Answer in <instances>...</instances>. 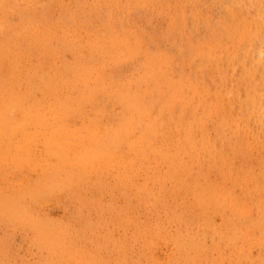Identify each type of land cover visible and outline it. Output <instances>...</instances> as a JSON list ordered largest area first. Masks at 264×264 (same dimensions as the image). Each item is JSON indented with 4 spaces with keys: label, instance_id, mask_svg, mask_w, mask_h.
Listing matches in <instances>:
<instances>
[{
    "label": "rangeland",
    "instance_id": "374dc122",
    "mask_svg": "<svg viewBox=\"0 0 264 264\" xmlns=\"http://www.w3.org/2000/svg\"><path fill=\"white\" fill-rule=\"evenodd\" d=\"M8 1L12 8L0 4L9 10L0 13V93L5 88L6 97V86L21 87L29 95L25 101L42 102L41 126L61 120L63 133L52 140L63 142L57 157L64 166L54 167L59 163L52 146L38 141L33 123L1 139L6 144L36 137L32 164L6 173L0 159V191L23 193L4 198L6 192H0V264H264V0L254 5L253 0H125L113 13V27L98 17L102 12L95 14L98 0H71L53 17L78 7L79 17L88 19L57 23L51 31L44 20L50 0ZM98 5L104 8V1ZM192 14L202 21L195 30ZM165 20L172 24L169 33ZM65 34L71 46L58 53L53 48ZM178 40L186 43L184 51H176ZM136 42V56L120 57ZM156 49L166 52L169 62H160ZM142 65H152L148 71L159 75H146ZM20 66L19 78L25 82L36 74L40 83L20 86L16 75H6ZM46 80L59 89L49 99L53 105L47 102ZM120 83L142 91L151 107L148 117H132L129 104L117 99ZM85 93L94 100L79 101ZM182 95L185 109H176L171 100ZM66 104H81V112L63 114L58 108ZM22 110L15 108L17 120ZM82 130L85 136H75ZM102 141L107 147L96 145ZM0 154H5L1 146ZM29 184L42 187V198L30 193ZM12 199L18 205L13 210L7 208ZM218 216L225 220L217 223L223 233L210 239L199 223Z\"/></svg>",
    "mask_w": 264,
    "mask_h": 264
},
{
    "label": "bare ground",
    "instance_id": "6f19581e",
    "mask_svg": "<svg viewBox=\"0 0 264 264\" xmlns=\"http://www.w3.org/2000/svg\"><path fill=\"white\" fill-rule=\"evenodd\" d=\"M11 1V0H10ZM14 1V0H13ZM28 1V0H27ZM40 1V0H39ZM99 1L100 0H98V2L96 3V5L95 4H93V5H95L96 6V9L98 8L99 10L98 11H96L95 12V14L96 13H101L102 12V16H98V17H100V18H102V19H105L106 18V20H107V23H108V25L110 26V27H113L114 25H115V23H114V15H113V13L115 12L116 13V11L121 7V5L124 3V4H126L125 3V0H119L118 2H116V1H114V0H103L104 1V8H100L99 7ZM151 1V0H150ZM165 1H167V0H165ZM169 2V4L171 3V1L170 0H168ZM178 1H180V0H178ZM187 1V0H186ZM12 2V1H11ZM15 2V1H14ZM43 2V1H42ZM47 2V1H46ZM154 2V1H153ZM157 2H159V1H157ZM183 2H184V0H183ZM229 2V1H228ZM230 2H232V1H230ZM240 2H241V0H240ZM252 2V1H251ZM258 2V1H257ZM2 3H7V4H9L10 6L9 7H11V4H10V2L8 1V0H0V4H2ZM18 3V2H17ZM50 3H51V5H50ZM50 3H49V8L47 9L48 11L46 12V17H45V19L44 20H48V31H51L52 29H54L55 27V25L57 24V23H60V24H67V23H69L71 20L72 21H74V22H77L78 21V19L81 21V22H84L83 20L84 19H88L87 18V16L85 17V18H80L79 16L81 15V11H82V8H78V7H74L75 9H73L72 10V13H70L68 16H57V18H54L53 16H55V11L56 10H59V9H61V8H64L65 6L67 7V8H69V6H71V0H50ZM103 3V2H102ZM128 3V2H127ZM130 3H131V1H130ZM135 3V2H134ZM133 3V4H134ZM139 3V2H138ZM156 3V2H155ZM161 3V2H160ZM166 3V2H165ZM185 3H187V2H185ZM235 3V2H234ZM46 4V3H45ZM73 4V3H72ZM100 4H101V2H100ZM136 4V3H135ZM150 4V3H149ZM157 4H159V3H157ZM162 4V3H161ZM196 4V3H195ZM223 4V3H222ZM225 4V3H224ZM223 4V5H224ZM227 4V3H226ZM260 4V3H259ZM263 5H264V3H262ZM17 5H19V4H17ZM185 5V4H184ZM187 5V4H186ZM186 5L184 6L185 7V9L187 8L186 7ZM227 5H231V3H229V4H227ZM241 5V4H240ZM253 5H254V0H253ZM252 5V6H253ZM20 6V5H19ZM32 6V5H31ZM42 6V5H41ZM78 6V5H77ZM149 6V5H148ZM157 6V5H156ZM164 6V5H163ZM163 6H162V8H163ZM167 6V5H166ZM170 6V5H169ZM221 6V5H220ZM235 6H237V5H235ZM14 7V6H13ZM29 7H30V5H29ZM44 7V6H43ZM48 7V6H47ZM79 7H81V4H80V6ZM151 7V6H150ZM160 7V6H159ZM171 7V6H170ZM169 7V8H170ZM198 7V6H197ZM223 7V6H222ZM229 6H227V8H228ZM238 7V6H237ZM236 7V8H237ZM245 7V9H246V6H244ZM262 7V6H261ZM264 7V6H263ZM12 8V7H11ZM23 8H25V7H23ZM27 8V7H26ZM25 8V9H26ZM34 8V7H33ZM122 8V7H121ZM139 8V7H138ZM138 8H136V9H138ZM142 8V7H141ZM149 8V7H148ZM171 8H173V7H171ZM30 9H32V8H30ZM29 9V10H30ZM41 9V8H40ZM123 9V8H122ZM152 9V8H151ZM160 9V8H159ZM191 9H192V7H191ZM195 9H196V7H195ZM258 9V8H257ZM260 9V8H259ZM20 10V9H19ZM34 10V9H33ZM68 10V9H67ZM154 10H156V9H154ZM154 10H153V13H154ZM158 10V9H157ZM165 10V9H164ZM167 10H169V9H167ZM171 11H172V9H170ZM174 10V9H173ZM222 10V9H221ZM243 10V9H242ZM248 10V9H247ZM9 10H7V9H2V8H0V13H2V15H5L7 12H8ZM40 11V10H39ZM95 11V10H94ZM124 11V10H123ZM137 11V10H136ZM161 11H163V10H161ZM182 11V10H181ZM43 12V11H42ZM60 12V11H59ZM157 12V11H156ZM167 12H169V11H167ZM189 12V11H188ZM195 12H196V10H195ZM241 12H243V11H241ZM244 12H245V10H244ZM258 12V11H257ZM125 13H128L127 11L125 12ZM152 13V14H153ZM163 13V12H162ZM179 13V12H178ZM181 13V12H180ZM190 13H191V11H190ZM189 13V14H190ZM248 13V12H247ZM57 14V13H56ZM91 14V13H90ZM117 14H118V12H117ZM124 14V13H123ZM156 14V13H155ZM188 14V13H187ZM229 14V13H228ZM236 14V13H235ZM252 14V13H251ZM66 15V14H65ZM157 16H158V14H156ZM156 15H154V16H156ZM162 15V14H161ZM163 15H165V14H163ZM167 16H168V14H166ZM180 15V14H179ZM237 15V14H236ZM247 15V14H246ZM261 15V14H260ZM8 16V15H7ZM42 16V15H41ZM96 16V15H95ZM157 16H156V19H157ZM175 16V15H174ZM198 16V15H197ZM197 16L196 15H194L193 16V14H192V19H193V23L191 24V27L195 30L197 27H198V25L202 22H200V20H198L197 19ZM229 16H230V14H229ZM239 16V15H238ZM250 16V15H249ZM49 17H52V18H49ZM97 17V16H96ZM120 17V16H119ZM49 18V19H48ZM126 18V17H125ZM159 18H160V16H159ZM165 18V17H164ZM164 18L162 19V20H164ZM179 18H180V16H179ZM187 18V17H186ZM11 19H12V17H11ZM40 19V18H39ZM170 19V18H169ZM168 19V20H169ZM182 19V18H181ZM190 19V18H189ZM191 19V20H192ZM205 19V18H204ZM203 19V21L205 22V20ZM207 19V18H206ZM237 19H239L238 17H237ZM258 19V18H257ZM123 20V19H122ZM127 20V19H126ZM182 20H184V19H182ZM190 20V21H191ZM211 20V19H210ZM248 20H251V18L250 19H248ZM260 20V19H259ZM88 21V20H87ZM128 21V20H127ZM150 21V20H149ZM148 21V22H149ZM170 21V20H169ZM179 21L180 20H178V22L177 23H179ZM240 20H238V22H239ZM264 21V20H263ZM92 22V21H91ZM198 22V25H196V23ZM211 22V21H210ZM97 23V22H96ZM103 23V22H102ZM120 23H123V21H121ZM165 23H166V20H165ZM164 23V24H165ZM186 23V22H185ZM149 24V23H148ZM172 25L170 22H167L166 23V25ZM175 24H176V22H175ZM239 24V23H238ZM263 24V23H262ZM168 25V26H169ZM209 26V25H208ZM51 27H53V28H51ZM167 27V26H166ZM201 27V26H200ZM114 28H116V26L114 27ZM113 28V29H114ZM176 29H177V27H175ZM174 28V29H175ZM185 28V27H184ZM183 28V29H184ZM256 28H257V26H256ZM165 29H167V28H165ZM170 29V30H169ZM169 31H168V33L170 32V31H172V28L169 26ZM217 29H218V27H217ZM248 29V28H247ZM253 29V28H252ZM47 30V29H46ZM178 31V30H177ZM189 31H191V30H189ZM96 32V31H95ZM161 32H163V30L161 31ZM174 32V31H173ZM260 32V31H259ZM264 32V31H263ZM262 32V33H263ZM98 33V32H97ZM178 33V32H177ZM182 33V32H181ZM185 33V32H184ZM186 33H188V31H186ZM221 33V32H220ZM228 33V32H227ZM261 33V32H260ZM174 34V33H173ZM234 34V33H233ZM239 34V33H238ZM246 34V33H245ZM48 35H50V32L48 33ZM95 35H97V34H95ZM103 35V34H102ZM108 35V34H107ZM156 35V34H155ZM179 34H177L176 36H178ZM231 35V34H230ZM260 35V34H259ZM109 36V35H108ZM111 36H112V33L110 34V36H109V38L108 39H110L111 38ZM117 36V35H116ZM137 36V35H136ZM162 36V35H161ZM165 36H166V33H165ZM173 36V35H172ZM187 34H182V36H181V39L180 40H182V41H185L186 39H187ZM247 36V35H246ZM263 36V35H262ZM4 37V36H3ZM87 37V36H86ZM95 37V36H94ZM113 37V36H112ZM224 37V36H223ZM232 37H233V35H232ZM61 38V39H60ZM91 38V37H90ZM92 38H93V35H92ZM123 38V37H122ZM121 38V39H122ZM138 38V37H137ZM150 38V37H149ZM156 38H158V37H156ZM220 38V37H219ZM225 38H227V37H225ZM84 39V38H83ZM120 39V40H121ZM124 40L122 41V43L123 44H126V39L125 38H123ZM136 39V38H135ZM161 39V38H160ZM159 38H158V40H160ZM167 39H168V37H167ZM257 39V38H256ZM6 40V39H5ZM118 40V39H117ZM163 40H165V38L163 39ZM169 40H171V39H169ZM92 41V40H91ZM107 41V40H106ZM115 41V40H114ZM152 41V40H151ZM179 41V40H178ZM188 41H189V39H188ZM6 42V41H5ZM5 42H1V43H3L4 45H5ZM85 42V41H84ZM89 42H90V39H89ZM102 42V41H101ZM132 42H134L135 43V41H132ZM186 42H187V40H186ZM58 43H59V45H60V47L59 48H57V47H54L53 49L54 50H56L58 53L61 51V49L64 51V50H66V49H68L71 45L69 44V37H68V34H65L64 36H61V37H59V39H58ZM96 43V42H95ZM147 44H148V42H146ZM153 43V42H152ZM159 43V42H158ZM106 44V43H105ZM105 44H104V46H105ZM112 44V43H111ZM122 44V45H123ZM186 44V43H185ZM185 44H183L182 42H180L179 41V43H178V45H179V47H177V48H175L176 49V51L177 50H179V51H184L185 50V48H187L186 46L187 45H185ZM190 44V43H189ZM263 44V43H262ZM88 45H91V44H88ZM101 45V44H100ZM103 45V44H102ZM112 45H115V44H112ZM83 46H86V45H83ZM138 46H139V44H137V42H136V44H133V43H131V44H129V45H127L126 47V49H124V50H122V53L120 54V57H125V56H136V54H138L137 53V48H138ZM162 46V45H161ZM208 46V45H207ZM215 46V45H214ZM238 46V45H237ZM91 47H92V45H91ZM97 47V46H96ZM111 47V46H110ZM110 47H109V49H110ZM146 47V46H145ZM99 48V47H98ZM105 48V47H104ZM123 48V47H122ZM124 48H125V46H124ZM147 48V47H146ZM156 48H157V46H156ZM164 47H162V49H163ZM191 48V47H190ZM83 49V48H82ZM89 49V48H88ZM88 49H86V50H88ZM208 49H209V47H208ZM215 49V48H214ZM85 50V49H84ZM95 50V49H94ZM97 50V49H96ZM100 50V49H99ZM104 50H106V49H104ZM103 50V51H104ZM120 50V49H119ZM157 50V49H156ZM241 50V49H240ZM93 51V50H92ZM101 51V50H100ZM153 51V50H152ZM217 51V50H216ZM77 52V51H76ZM80 52V51H79ZM98 52V51H97ZM121 52V51H120ZM156 52H158V53H160V57H159V59H160V62L162 61L163 62V64H165L169 59H171L170 58V56L169 55H167V54H165V53H163V52H160L159 50H157ZM85 53H86V51H85ZM149 53V52H148ZM218 53V52H217ZM227 53V52H226ZM54 54V53H53ZM78 54V53H77ZM96 54H98V53H96ZM183 54V53H182ZM186 54H187V52H186ZM206 54H208L207 52H206ZM86 55V54H85ZM149 55L150 56H153V55H156L157 56V59H158V55L156 54V53H149ZM227 55V54H226ZM55 56V55H54ZM69 56V55H68ZM76 56V55H75ZM180 56V55H179ZM187 56V55H186ZM214 56V55H213ZM94 57H95V54H94ZM205 57V56H204ZM206 57H207V55H206ZM60 58V57H59ZM70 58V57H69ZM74 58V57H73ZM224 58H226V56L224 57ZM208 59V58H207ZM28 60V59H27ZM56 60V59H55ZM83 60H84V58H83ZM206 60V59H205ZM216 60V59H215ZM229 60V59H228ZM67 61H69L68 59H67ZM112 61H113V59H112ZM213 61V60H212ZM62 62H63V60H62ZM73 62V61H72ZM79 62V61H78ZM120 62H121V59H119V58H116V61H115V63H113V65L114 66H116V67H118L119 65H120ZM159 62V63H160ZM169 62V61H168ZM216 62V61H215ZM28 63V62H27ZM123 63V62H122ZM73 64V63H72ZM174 64V63H173ZM74 65V64H73ZM77 65H79V63L77 64ZM128 65V64H127ZM214 65V64H213ZM70 66V65H69ZM130 66V65H129ZM143 66V70H144V72H145V74L146 75H150V77L151 76H155V75H159V72H155V73H151V72H149L148 71V69H150V68H152L153 66L152 65H147V66H145V65H142ZM264 66V65H263ZM80 67H81V65H80ZM79 67V68H80ZM167 67V66H166ZM214 67V66H213ZM226 67H227V65H226ZM66 68V65L64 64V69ZM69 68V67H68ZM73 68H74V66H73ZM76 68V67H75ZM134 68V67H133ZM264 68V67H263ZM20 69H21V66H20V68H19V71H18V73H16V71L14 70V68L11 70V72H9V73H6V75L7 76H17V78H18V83L20 84V86H23V84L25 83V82H30V81H36V82H39L40 83V81L36 78V74H30V76H29V78L24 82V80L23 79H21V78H19V73H20ZM259 69V68H258ZM73 70V69H72ZM133 70V69H132ZM181 70V69H180ZM230 70V69H229ZM236 70V69H235ZM193 71V70H192ZM144 72H143V74H144ZM188 72V71H187ZM236 72V71H235ZM160 73H161V71H160ZM163 73V72H162ZM258 73V72H257ZM260 73V72H259ZM173 74H175V73H173ZM167 75H168V72H167ZM176 75V74H175ZM162 76V75H161ZM186 76V75H185ZM139 77V76H138ZM142 78V77H141ZM148 78V77H147ZM156 78V77H155ZM169 78H170V76H169ZM144 79H145V77H144ZM154 79V78H153ZM162 79L167 83L168 82V78L167 77H164V76H162ZM170 80H171V78H170ZM175 80V79H174ZM52 80H46L45 81V87L47 86V91L45 92V93H47V95H48V99H47V102L49 103V104H54L52 101H50L49 99H51L52 98V96L56 93L57 94V91L59 90L58 88H50V87H48V84L51 82ZM147 81V80H146ZM160 81V80H159ZM158 81V82H159ZM172 82V81H171ZM181 82H183V81H181ZM177 83V82H176ZM135 84V83H134ZM1 85V84H0ZM165 85V84H164ZM173 85V84H172ZM172 85H170V86H172ZM179 85H180V82H179ZM1 86H3V85H1ZM138 86H140V83H138ZM168 86V85H167ZM181 87H182V85H180ZM187 86V85H186ZM169 87V86H168ZM6 88H8L9 89V92L7 93V95H6V97L4 96V94H2L3 93V91H5V88H3L2 89V92L0 93V117H3V118H1L0 119V141H1V139L3 138V137H5L6 136V134H9V135H12V136H14V135H18L19 133H20V131H21V128L23 127V125H30L31 123H33V124H35L36 125V127L35 128H37V132L39 133V134H37L36 135V137L39 135V139H38V141H43L45 144H48V143H50L51 144V146H52V152H54V155H55V157H56V159H57V162L59 163L58 165H56V164H54V167H62V166H64V162H62V161H60L59 160V157H57V154H59V153H61L62 152V150H61V148L59 147L60 145H62V143L63 142H59L58 144L56 143V141L55 140H52L56 135L58 136V135H60L61 133H63L62 132V123H61V120H56L55 121V119H53L52 120V123H51V125L50 126H41V123H42V119H37V118H39V117H45L44 115H43V112H44V108H43V106H42V102L40 103V102H36V101H25V99H26V97H29V95L27 94V93H25V92H23L22 90H21V87H18V88H11V87H9V86H6ZM177 88H178V86H177ZM94 89V87L92 86V87H87L84 91H87V92H90V91H92ZM185 88H183V90H184ZM21 90V91H20ZM141 90V89H140ZM83 91V92H84ZM186 91V90H185ZM142 91H140V93L137 91V90H134V89H128L127 87H126V85L124 84V83H120L119 85H118V87H117V91H115V93H117V96H118V100L119 101H122V102H124V103H128L129 104V108H130V110L132 111V113H133V115H132V117H148L149 116V114H150V112H151V107L149 108L148 106H150L148 103H147V101H145V99H144V94H142L141 93ZM175 92H176V90H175ZM178 93H180V92H178ZM170 94V93H169ZM188 94H189V92H188ZM39 95V94H38ZM44 95H46V94H44ZM46 95V96H47ZM83 95V94H82ZM172 95V94H171ZM175 95V94H174ZM173 96V95H172ZM183 96V95H182ZM58 97V96H57ZM61 97V96H60ZM59 97V98H60ZM74 97V96H73ZM167 97V96H166ZM178 97V96H177ZM187 98V96H183V97H181V98H178V99H172L171 100V104L176 108V109H178V108H182V109H185V107H184V105H183V103L185 102V99ZM39 99V98H38ZM57 99V98H56ZM44 100H45V98H44ZM80 100H83V101H92V100H94V96L93 95H91V94H89V93H85V95H83L80 99H79V101ZM167 100H169V98L167 99ZM62 101V100H61ZM190 101V100H189ZM66 102H67V100H66ZM59 103V102H58ZM86 103V102H85ZM161 103H163V102H161ZM168 103V102H167ZM190 103V102H189ZM61 104V103H60ZM192 104V103H191ZM62 105V104H61ZM148 105V106H147ZM171 105V106H172ZM21 107L23 110H22V115H21V119H16V117H18L17 115H14V113H15V108L16 107ZM26 106V107H25ZM55 106V105H54ZM54 106H52V107H54ZM157 106V105H156ZM164 103H163V108H164ZM193 106V105H192ZM95 108L97 109V111L98 112H103L104 114H105V111H104V109L103 108H101L100 109V106H98V105H95ZM158 108V107H157ZM166 108H167V105H166ZM193 108V107H192ZM58 109H60V110H62V112H63V114H64V111L65 110H68L69 109V113L70 114H72V113H75V112H78V111H80L81 112V104H79L77 107H74V104H66V105H64V106H60ZM168 110H169V108H167ZM194 110V109H193ZM192 110V111H193ZM159 111H162V110H159ZM178 112H181V110L180 111H178ZM47 113H49L48 111H47ZM159 113V112H158ZM157 113V114H158ZM166 113V112H165ZM176 113V112H175ZM175 113H173V114H175ZM177 114V113H176ZM168 115H170L169 113H168ZM174 116V115H173ZM6 117H9L10 119H6ZM54 117H62V116H60L59 114H56V113H54ZM35 118V119H34ZM170 118H171V116H170ZM175 118H176V116H175ZM178 119V118H177ZM184 119V118H183ZM7 120L8 121H14L13 122V124H11V125H8L7 124ZM121 121H124V119H122L121 118ZM141 121H142V119H141ZM169 124V123H168ZM37 126H40L39 128L37 127ZM152 127H153V125L151 124V122L148 124V126H147V128H148V130H152ZM147 130V129H146ZM147 130V131H148ZM196 131V130H195ZM84 132H86V130H82L81 132H80V134H78V133H76L75 134V136H77V135H80V136H82L83 135V133ZM178 132V131H177ZM150 133V132H149ZM44 134H48V136L49 135H51V137H46ZM151 134V133H150ZM178 134V133H177ZM176 134V135H177ZM185 133H183V135H184ZM171 135V134H170ZM195 135H197V134H195ZM74 136V137H75ZM83 136H85V135H83ZM187 136V135H186ZM36 137L35 136H33L32 138H31V140L30 141H26L25 139L23 140V141H15L13 138H11V139H8V142L5 144V143H0V146H1V149L3 150V151H5V154L4 155H2V154H0V159L2 160V166H1V162H0V166L2 167V171H4V172H6V173H9V172H11L12 170H14L15 168H17L18 166H19V164H21V163H23V162H31V164H32V152H31V144H34V143H36ZM69 137V136H68ZM73 137V138H74ZM64 143H66L65 141H64ZM69 143H71V142H69ZM187 143H189L188 142V140H187ZM186 143V144H187ZM60 144V145H59ZM154 143H153V141H151V142H149V145L150 146H152ZM96 145H103V146H105V147H107V145L105 144V142L104 141H102V142H98V143H96ZM192 145V147H193V144H191ZM93 146V145H92ZM7 155H12L11 156V159L7 156ZM62 160H64V158H62ZM50 169H51V167H50ZM49 169V170H50ZM48 170V171H49ZM238 188V187H237ZM256 188V187H255ZM9 188H7V189H3V190H1L0 192H6L5 190H8ZM28 189H30L31 190V192L30 193H33V194H35L36 195V197L37 198H42V187H39L38 188V186L36 185L35 186V184H29V186H28ZM239 190V189H238ZM248 190V189H247ZM251 191V190H250ZM2 194V193H1ZM15 194H23L22 192H21V190H20V188H13V189H11L10 191H9V193L8 192H6L5 194H4V198H12V196H15ZM24 205H22V206H19V209H21L22 207H23ZM11 208L12 210L14 209V207H18V205L16 204V202H15V200L14 199H12L11 200V202H10V204H7V208ZM253 209V208H252ZM255 215V214H254ZM261 217H262V219L264 220V215H261ZM221 222V223H224L223 221H225V220H223L222 218H220V216H218V217H216V219L214 220V222L213 221H211V222H207V223H199L200 225H202V227H203V232L202 233H204V234H206L207 235V237H209L210 239H212V236L211 235H219V234H221V233H223L222 231H221V233H220V231L217 229V223L218 222ZM229 222V221H228ZM212 226V227H211ZM230 228H232V229H234L235 228V226L234 225H232V223H229V225H228ZM208 227L210 228L211 227V231L208 229ZM260 228H261V233H262V241L264 242V225H262V224H260ZM242 231V230H241ZM238 232V231H237ZM246 242H248L247 240H246ZM249 247V246H248ZM48 264H53L52 262H48Z\"/></svg>",
    "mask_w": 264,
    "mask_h": 264
}]
</instances>
